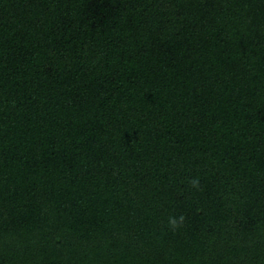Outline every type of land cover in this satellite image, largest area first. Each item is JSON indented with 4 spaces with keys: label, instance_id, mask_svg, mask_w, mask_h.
Wrapping results in <instances>:
<instances>
[{
    "label": "trees",
    "instance_id": "obj_1",
    "mask_svg": "<svg viewBox=\"0 0 264 264\" xmlns=\"http://www.w3.org/2000/svg\"><path fill=\"white\" fill-rule=\"evenodd\" d=\"M0 264H264V0H0Z\"/></svg>",
    "mask_w": 264,
    "mask_h": 264
},
{
    "label": "clouds",
    "instance_id": "obj_2",
    "mask_svg": "<svg viewBox=\"0 0 264 264\" xmlns=\"http://www.w3.org/2000/svg\"><path fill=\"white\" fill-rule=\"evenodd\" d=\"M171 223L173 224V226L176 225V221L175 220H172Z\"/></svg>",
    "mask_w": 264,
    "mask_h": 264
}]
</instances>
